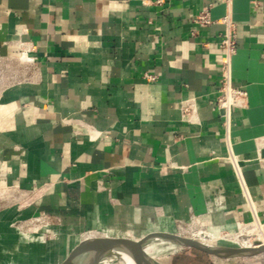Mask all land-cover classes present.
Instances as JSON below:
<instances>
[{"label":"crops","instance_id":"obj_1","mask_svg":"<svg viewBox=\"0 0 264 264\" xmlns=\"http://www.w3.org/2000/svg\"><path fill=\"white\" fill-rule=\"evenodd\" d=\"M0 61V264L264 220V0H0Z\"/></svg>","mask_w":264,"mask_h":264},{"label":"water","instance_id":"obj_2","mask_svg":"<svg viewBox=\"0 0 264 264\" xmlns=\"http://www.w3.org/2000/svg\"><path fill=\"white\" fill-rule=\"evenodd\" d=\"M155 242L193 248L220 259L249 257L264 251V245H261L258 241H253L254 245H258L256 248H250L207 244L194 238L159 232L148 234L137 242L105 237H89L79 242L74 250L58 264H100L104 260L110 264H123L122 255L129 257L134 264H162L144 252L146 245Z\"/></svg>","mask_w":264,"mask_h":264},{"label":"rangeland","instance_id":"obj_3","mask_svg":"<svg viewBox=\"0 0 264 264\" xmlns=\"http://www.w3.org/2000/svg\"><path fill=\"white\" fill-rule=\"evenodd\" d=\"M6 64V62L0 61V75L3 73ZM198 231H201L203 233H211V230H206V227L204 225H198L196 228H194L193 231L182 230L177 234L184 237L194 238L204 243L211 242L208 241L206 236L196 235L195 237L194 234ZM220 234L226 235L227 237H234L237 235L238 237L236 241H234L236 243H233L237 246L240 245V243H242L243 241H258V239H260L262 235L264 236V220H260L259 223L256 224L252 222L247 226H244V228L235 231L221 230ZM211 243L232 245V243L220 239H215ZM154 244H156L158 248L161 249V251L153 256V258L162 264H264V253L249 257L220 259L193 248L180 247L165 242H155Z\"/></svg>","mask_w":264,"mask_h":264},{"label":"built area","instance_id":"obj_4","mask_svg":"<svg viewBox=\"0 0 264 264\" xmlns=\"http://www.w3.org/2000/svg\"><path fill=\"white\" fill-rule=\"evenodd\" d=\"M161 0H158L160 2ZM228 4L231 0H221ZM195 21L200 24L210 23L208 9L200 12ZM220 22L224 25V31L220 42L223 50V57L220 62V79L218 95L215 98V106L222 111L226 131L229 129V118L232 108H240L245 105L247 92L244 88L235 86L232 83L231 76V57L236 50L235 22L232 21L229 14L224 15ZM188 106L184 111L188 112Z\"/></svg>","mask_w":264,"mask_h":264},{"label":"bare ground","instance_id":"obj_5","mask_svg":"<svg viewBox=\"0 0 264 264\" xmlns=\"http://www.w3.org/2000/svg\"><path fill=\"white\" fill-rule=\"evenodd\" d=\"M25 57V56H24ZM24 59V58H23ZM239 171V169H238ZM239 174V173H238ZM240 175V174H239ZM259 223V222H258ZM196 225V224H195ZM236 233V232H235ZM193 235V234H192ZM196 235H200V236H206V238L208 239V241H213L215 239H220V240H223V241H226V242H229V243H232V245L230 246H237V245H234L233 243H236L234 241H236L237 239V235L234 236V237H227L226 235H223V234H220L219 230L217 232V230H211V233H203L201 231H198L194 234V236L196 237ZM261 236V235H260ZM192 237V236H191ZM231 240V241H230ZM245 240V239H244ZM211 242H207V244H212ZM258 242L261 243V245H264V236L262 235L260 239H258ZM238 246H242V247H250V248H256L258 245H254L253 244V241H243L242 243H240V245ZM161 251V249L158 248V246L154 243H151V244H148L145 246L144 248V252L150 256V257H153L155 256L156 254H158L159 252ZM264 253V251L262 252ZM261 254V253H260ZM122 261H123V264H134V262L127 256L125 255H122ZM100 264H110L108 261L104 260L102 261Z\"/></svg>","mask_w":264,"mask_h":264}]
</instances>
